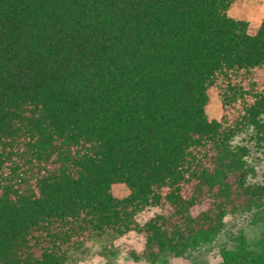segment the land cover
Here are the masks:
<instances>
[{
    "label": "trees",
    "instance_id": "obj_1",
    "mask_svg": "<svg viewBox=\"0 0 264 264\" xmlns=\"http://www.w3.org/2000/svg\"><path fill=\"white\" fill-rule=\"evenodd\" d=\"M235 1L0 0V264H75L90 236L131 231L155 264L212 247L228 214L264 221L235 143L264 146V20ZM231 242L192 264H264V240Z\"/></svg>",
    "mask_w": 264,
    "mask_h": 264
},
{
    "label": "rangeland",
    "instance_id": "obj_2",
    "mask_svg": "<svg viewBox=\"0 0 264 264\" xmlns=\"http://www.w3.org/2000/svg\"><path fill=\"white\" fill-rule=\"evenodd\" d=\"M230 14L247 19L258 26L264 20V0H236ZM210 95L211 102L207 106V113L210 118L220 119L222 106L217 90L212 89ZM235 143L247 146L248 160L256 167L254 181L264 184V146L257 143L252 130L238 135ZM112 190L118 197H124L129 193L128 187L123 183H115ZM160 211L161 206L147 207L139 212L138 221L143 223ZM225 221V230L212 247L204 248L190 258L167 254L155 264H192L193 260L216 263L221 259L220 248L222 246L233 248L231 237L240 230L246 234L252 250L257 251L260 248V242L264 240V221L257 222L256 216L246 211L228 214ZM143 247L144 238L136 231L114 239L109 236H90L79 249L72 252V257L75 264H152L142 257Z\"/></svg>",
    "mask_w": 264,
    "mask_h": 264
}]
</instances>
